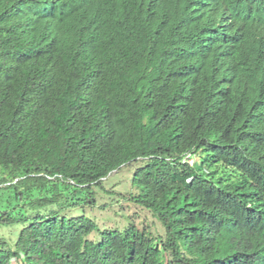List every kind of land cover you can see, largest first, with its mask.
<instances>
[{
	"label": "trees",
	"instance_id": "16d2710c",
	"mask_svg": "<svg viewBox=\"0 0 264 264\" xmlns=\"http://www.w3.org/2000/svg\"><path fill=\"white\" fill-rule=\"evenodd\" d=\"M177 14L0 0V227H19L0 264H264V70L218 61ZM129 164L118 196L163 234L89 239L83 211Z\"/></svg>",
	"mask_w": 264,
	"mask_h": 264
},
{
	"label": "clouds",
	"instance_id": "9594fccd",
	"mask_svg": "<svg viewBox=\"0 0 264 264\" xmlns=\"http://www.w3.org/2000/svg\"><path fill=\"white\" fill-rule=\"evenodd\" d=\"M136 5L176 11L186 32L204 23L202 41L217 60L264 70V0H135ZM233 35L234 38H231ZM192 160V159H190Z\"/></svg>",
	"mask_w": 264,
	"mask_h": 264
},
{
	"label": "rangeland",
	"instance_id": "374dc122",
	"mask_svg": "<svg viewBox=\"0 0 264 264\" xmlns=\"http://www.w3.org/2000/svg\"><path fill=\"white\" fill-rule=\"evenodd\" d=\"M135 166L136 164H129L120 168L118 172H112L105 182L106 191H101L98 194L97 206L86 208L83 211L84 214L96 221L99 228L88 236L89 239L97 240L99 238L98 231L101 230L122 229L129 221H133L138 227H143L154 235L163 234L162 226L150 211L125 200V197L121 199L118 196L119 193L127 195L134 192V189L131 188V176ZM66 214L78 215L80 213L73 210ZM18 230V226L0 227V233L11 242L15 240Z\"/></svg>",
	"mask_w": 264,
	"mask_h": 264
},
{
	"label": "built area",
	"instance_id": "2783aa9c",
	"mask_svg": "<svg viewBox=\"0 0 264 264\" xmlns=\"http://www.w3.org/2000/svg\"><path fill=\"white\" fill-rule=\"evenodd\" d=\"M190 162H192V160H190Z\"/></svg>",
	"mask_w": 264,
	"mask_h": 264
}]
</instances>
